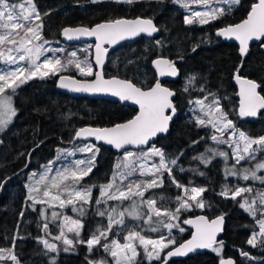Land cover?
Here are the masks:
<instances>
[{
  "label": "snow or ice",
  "instance_id": "1",
  "mask_svg": "<svg viewBox=\"0 0 264 264\" xmlns=\"http://www.w3.org/2000/svg\"><path fill=\"white\" fill-rule=\"evenodd\" d=\"M93 3L98 0H92ZM115 3H124L132 5L139 0H114ZM163 2V0H158ZM173 3L188 9L189 0H172ZM193 4H203L208 10L193 11L191 15L184 17L187 25L198 23L206 25L212 23L221 17L230 14L235 7L242 6V0H221L228 5L224 7H210L211 0H190ZM49 13L45 12L44 15ZM43 22L42 16L34 0H0V63L6 67L0 68V131L7 128L12 118L17 115L13 106V96L17 89L34 79H46L49 77H59L58 86L67 88L74 92L86 93H106L118 97L120 101H130L132 104L139 106L138 114L132 119L117 123L112 127H85L75 133L76 139H87L94 137L97 141H103L117 150L126 149L128 146L141 148L140 152L125 151L122 159L114 165V171L110 181L100 185V195L95 200L96 215L106 217L107 224L103 227H97L87 240L69 239L65 230L74 233L79 237L84 227L80 219H72L61 212L53 211L51 220L54 222L58 219L63 220L60 226V234L53 237L54 240H61L65 247L64 252H68L70 247L74 248L76 244H85L89 253L94 248L99 247L112 259V264H138V257L141 255L139 249H143L144 258L148 264L152 261H159L160 264H168L169 259L175 256H186L196 249H210L218 256H221L219 264H235L232 259L222 257L224 242L217 241V235L223 231L224 215L221 214L214 219L201 215L195 219H185L184 224L191 225L195 229L192 238L179 246L172 247L176 244L175 239L171 236L174 228L180 232L185 229L180 227L179 223L166 222L177 221L182 210L190 211L193 208L204 209L206 200L203 194L208 191L201 186L186 187L176 180L173 175V168L178 166L179 156L168 158L161 148L155 144L149 145L160 134H167L169 124L176 114V106L172 97L176 93L163 86L159 81L147 88L138 86L131 79L111 78L105 79L102 71L94 73L90 63L81 61L77 58L75 51L70 53L66 60L57 58L55 55L48 58L46 53H57L64 51L60 48H45L49 42L42 35ZM160 27L154 23L151 18L136 17L134 19L119 18L98 23L94 26L65 27L62 29V35L67 40L79 39L81 37H94L95 44V63L100 69L103 68L104 58L108 49L105 45H115L121 41L131 40L141 34L152 37L155 33L160 32ZM218 37L226 40H235L239 42V51L241 56H246L251 41L262 42L264 47V0H256L250 6L246 18L240 23L227 24L216 31ZM156 45H161V40H155ZM196 49L193 48V51ZM43 57V59H42ZM129 63H132L130 60ZM154 65L159 70L161 76H176L178 69L175 61L167 58H157ZM241 65L237 67L234 73V79L239 84V110L238 115L244 117H256L261 110H264V95L261 94V83L256 80L243 77L240 75ZM69 68H75L79 75L91 77L95 75L92 81H80L72 76L61 75L62 72ZM196 77L188 79V85H192ZM185 91H188L186 86ZM200 91H204L201 87ZM212 99L208 100V97ZM199 106L201 116L195 117V123L200 127H211L214 129L211 140L217 144H227L231 148V158L234 160L232 167L225 168V178L228 176H238L243 180H259L264 184V176L257 173L264 171V159L257 160L258 153H264V136L251 137L245 131L236 127L235 123L228 118V112L224 110L220 103V98L215 94L209 93L203 99L194 102ZM216 133H219L217 135ZM225 136L228 138L225 139ZM199 141H193L198 143ZM3 143V141H0ZM255 146V147H254ZM60 159L62 155H74V152L58 149ZM77 151L90 153L87 160L78 159L72 161L68 166H62L53 174L52 165L55 160L50 161L45 166V171L39 176L34 184H29L28 200L32 201L31 207L35 211V205H47L51 208L59 207L64 209L71 207L72 211L79 216H84L87 212L86 205L93 204L92 190L95 185L82 186V181L88 177L96 167V157L100 149L95 145H85L78 148ZM211 156L201 155L193 157L199 159L205 165L210 164L216 156L229 159V153L216 149H208ZM183 153H180L182 155ZM154 157H158V163L153 162L149 165ZM242 161H256L253 167H244L237 169ZM180 171H184L181 167ZM167 173L171 182L179 189L183 190V196H177V207L175 210L165 208L163 205L157 206V199L150 197L145 199V193L150 189L163 187V177ZM140 177H151V179L131 180L134 175ZM203 175L204 173H199ZM36 173L32 176L36 177ZM127 181V183H125ZM3 183H0V188ZM253 191L250 187L229 188L225 185L219 195L226 199L236 200L242 197V194ZM35 194V195H34ZM163 199V197H161ZM109 201H118L116 207L99 208L101 204L107 205ZM125 201L131 203L126 208L120 205ZM210 207V205H207ZM239 207L244 209L258 224L259 231L252 233L247 243L252 247L259 246L264 248V191L256 193L255 196L243 197ZM146 209L147 211H143ZM259 214V219L257 215ZM45 221L48 220L46 209L41 213ZM23 216V213H21ZM154 217L156 218L154 220ZM126 218L136 221H143L151 232H158L161 227L167 229L169 235H161L158 239H152L138 231L137 226L129 227L126 225ZM119 228L126 232L123 236V243L119 239L108 241L109 235L114 234L113 229ZM45 235H51L49 224L46 222L42 225ZM15 239H23L21 236L14 237L11 248H0V262L10 261L11 264H21L18 255L15 252ZM38 243L43 245L47 252L59 255L60 249L55 243H51L44 236L36 237ZM172 250L165 252V249ZM241 255L248 259H255L248 252L241 251ZM51 264H55V256L51 257ZM89 264H109L107 260H90Z\"/></svg>",
  "mask_w": 264,
  "mask_h": 264
},
{
  "label": "trees",
  "instance_id": "2",
  "mask_svg": "<svg viewBox=\"0 0 264 264\" xmlns=\"http://www.w3.org/2000/svg\"><path fill=\"white\" fill-rule=\"evenodd\" d=\"M39 9L43 30L42 35L53 46L64 45L69 49L74 46L66 45L61 38L65 27L94 26L108 20L136 17L151 18L160 27L159 36L155 39L142 37L138 40L125 43L114 50L109 56L105 68L107 78L119 77L131 79L138 86L147 88L158 80L153 62L159 57L175 61L180 70V77L175 82H165L175 91V106L179 112L167 136L157 139L155 146L163 149L166 157L179 156L178 166L173 168L176 180L186 187L201 186L208 189L203 194L206 200L204 209L193 208L191 212H180L178 220L180 227L185 229L183 235L176 238V247L187 240L191 231L183 223L185 219L204 214L210 219L221 214L225 217V230L221 240L224 242L222 257H231L236 264H264V248L252 247L247 243L252 233L258 232L256 221L239 207L243 197L255 196L264 191V187L255 186L242 181L229 184L224 176V161L220 156L212 159L205 165L193 157L212 153L209 148L219 151L231 148L218 145L211 140L214 130L210 127H200L195 123L199 114V106L194 102L203 99L209 93L220 98L224 110L228 112L236 127L245 131L251 137L264 136V112L256 121H248L238 115L239 101L234 84V73L243 61L240 75L261 83L260 92L264 95V53L260 45L254 44L247 56H241L235 44L224 43L216 37V31L227 24L240 23L246 18L250 6L256 0H242V6L236 7L230 14L218 19L214 23L187 25L184 17L187 15L178 4L172 0H139L138 3L128 5L115 2H96L92 0H34ZM49 13L44 15V13ZM155 40H161L156 45ZM193 48L196 50L193 51ZM86 53V52H85ZM84 55V54H83ZM92 57V56H91ZM132 63H129V61ZM78 77L75 70L63 73ZM195 76L192 85L188 79ZM59 77L34 79L22 87L15 96L14 104L17 116L12 125L0 134V248H11L14 237L15 252L21 264H50L51 257H57L55 264H89L90 260H107L112 264L108 253L96 247L89 253L85 244H76L64 252L65 245L61 240H54L56 235L49 229L51 235H45L44 224L39 210L33 211L31 201L28 200L27 183L33 171H39L55 157L59 147H71L75 133L83 127H110L132 119L137 111L121 103L103 99L72 97L57 90ZM79 78V77H78ZM188 91H185V87ZM204 91H200V88ZM212 96L208 97V103ZM217 134V133H216ZM218 135V134H217ZM228 137L225 136V139ZM193 141H199L193 143ZM83 143V142H81ZM80 144V143H78ZM100 149L97 165L93 172L84 179L99 186L110 181L114 165L122 154H116L111 149L98 146ZM141 151V150H139ZM180 153H183L180 155ZM158 162L159 158H155ZM184 171H180V168ZM204 173L200 175L199 173ZM227 185L231 188L250 187L252 193H244L236 200L226 199L219 195ZM145 195L166 200L168 209L175 210L177 196H183V190L177 188L169 179L167 173L163 177V187L150 189ZM163 197V199H161ZM93 201L88 208V215L82 217L84 227L79 237L71 234L70 239L87 240L105 221L96 216V205ZM207 205H210L208 207ZM23 213V216H21ZM259 214L257 219H259ZM166 222L168 221L167 218ZM109 235L108 241L123 238L116 233ZM44 236L60 249L59 255L47 252L36 237ZM171 248L165 250L170 251ZM241 251L248 252L255 259H248L241 255ZM221 256L210 249L202 255L188 257L170 264H218ZM140 264H146L143 261ZM154 264H160L159 261Z\"/></svg>",
  "mask_w": 264,
  "mask_h": 264
},
{
  "label": "rangeland",
  "instance_id": "3",
  "mask_svg": "<svg viewBox=\"0 0 264 264\" xmlns=\"http://www.w3.org/2000/svg\"><path fill=\"white\" fill-rule=\"evenodd\" d=\"M98 1H99V2H107V1L114 2V0H98ZM189 3H190V7H189L188 9H185V8L181 7V6L178 4V7H179L180 9H182L184 12H186L187 15H191V12H193V11H206V10H208V8H206L203 4H193V3L190 2V0H189ZM210 7H224L226 10L228 9V5L225 4V3H222L221 0H211ZM235 8H236V7H235ZM235 8H234V9H235ZM234 9H233V10H234ZM233 10H232V11H233ZM223 17H224V16H223ZM221 18H222V17H221ZM216 21H217V20L213 21L212 23H214V22H216ZM209 24H210V23H209ZM199 25H200V24H199ZM201 26H202V25H201ZM48 47H51V48H60V49H63V50H64V51H62V52H57V53H55V54H54V53H51V52L46 53V55H47L48 58H52V57L55 55L57 58H61L62 61H63V60H66L67 58L70 57V53H71V52L75 51V52L77 53V58H78L79 60H81V61H85V60H87V62L90 63V64L92 65V67H93V64H92V57H91V56H92V48H93V45L90 44V43H89V44H87V43H83V44L75 45L72 49H69L68 47H66V46H64V45L53 46V45L50 44V43H48V44L45 45V48H48ZM85 52H86V53H85ZM83 54H84V55H83ZM42 59H43V57H42ZM3 67H6V66L3 65L2 63H0V68H3ZM73 69L75 70V72H76V74H77V76H78L79 78H82V79H90V78H92V77L94 76V75L91 76V77H84V76H81V75H79L78 71H77L75 68H69L67 71L62 72L61 74L66 73V72L73 71ZM93 71H94V73H95V69H94V67H93ZM31 81H32V80H31ZM29 82H30V81H29ZM29 82H28V83H29ZM28 83L24 84L22 87H24V86L27 85ZM22 87H20L19 89H17V92H16L15 95L13 96V106H14V107H15V104H14L15 96H16V94L18 93V91H19ZM15 109H16V108H15ZM16 112H17V110H16ZM201 115H202V113L199 111V114H198L197 116H201ZM16 116H17V115H16ZM16 116L12 118V121H11V123L8 124L7 128H8L10 125L13 124V122H14ZM7 128H5L3 131H0V134H1L2 132H4ZM210 128H211V127H210ZM211 129H212V128H211ZM213 130H214V129H213ZM217 134L219 135V133H217ZM209 141L215 143V142L212 141V140H209ZM215 144H217V143H215ZM85 145H95V144H94V143H91V142H83V143H80V144H77V145H75V146H71V147H59L58 149H60V150L71 151V152H74L75 154H74V155H62V156L60 157V159H56L57 156H58V151H57L55 157L52 158L51 160H49V161H48V162L42 167L41 170H39V171H33V172L30 174V176H29V180H28V183H27V186H28L29 184H34L35 181H36L37 179H39V176H40L42 173H44V171H45V166L48 165L50 161L55 160V164L52 165V168H53V174H55V171H56V170L60 169L62 166H68V165H70V163H71L72 161H75V160H78V159H84V160H87L88 156L91 155L90 153H83V152H79V151H77L78 148L84 147ZM218 145H225L226 147H228L227 144H218ZM95 146L98 147L97 145H95ZM254 147H255V146H254ZM58 149H57V150H58ZM223 151H226V152L229 153V159H228L227 161H225L224 158H223V161H224V163H225V165H224L225 167H224V171H223V173H224V176H225V168H226V167H229V168L232 167V166L234 165L235 162H234V160L231 158V154H232V151H233V150H231V152H230V151H227V150H223ZM133 152H140V151H133ZM123 155H124V153H123ZM123 155H120L118 159H119V160L122 159ZM155 158H156V157H154L152 161H149V165H151V163H153V162H157V161L155 160ZM157 158H158V157H157ZM97 159H98V156L96 157V161H95L96 165H97ZM262 159H264V153H258V154H257V160H262ZM198 160H199V159H198ZM199 161H200V160H199ZM200 162H201V161H200ZM157 163H158V162H157ZM255 163H256V161H252L251 163H249L248 161H242L240 165H236V168H237V169H241V168H244V167H249V168H250V167H253ZM93 170H94V169H93ZM33 173H36V174H37L36 177H33V176H32ZM257 174L260 175V176H264V171L258 172ZM86 178H87V177H85L84 179H86ZM130 179H131V180H142V179H151V177H140V176L137 174V175H134V176L130 177ZM226 179H227V181H228L229 184L231 183V184H233V185H234L235 183H238V182L242 181V183H244V184L249 183V184H251V185H255V186H257V187H259V186L264 187V184H262L259 180L249 179V180L245 181V180H243L242 178H240V177H238V176H228ZM81 183H82V186H90V185H92L90 182H88V183L85 182V183H84V181H82ZM125 183H127V181H125ZM93 184L96 186V187H94L93 190H92L93 201H95V200L99 197V195H100V190H98V194H96L95 192H96V190H97V185H96L95 183H93ZM228 187H229V186H228ZM229 188H231V187H229ZM27 189H28V187H27ZM34 195H35V194H34ZM145 199H148V197H147L146 195H145ZM31 202H32V201H31ZM176 202H177V200H176ZM130 203H131L130 201H125L123 204L120 205V207H121L122 209H123V208H126V207H128V205H129ZM177 203H178V202H177ZM118 204H119L118 201H109L107 205L101 204V205L99 206V208H100L101 210H103L105 207H116ZM167 204H168V203H167L166 200H159V202H157V206H158V207H160L161 205H163V206L166 208V207H167ZM31 205H32V203H31ZM37 206L40 207L39 210H40L41 213H42V210H45V209H46V215L48 216V220L45 221V220L43 219V217H42V220H43L44 223L47 222V223L49 224L50 232H51V230H52V231L54 230L53 233L56 234V235H54V237L60 234V226L63 224V220H62V218H61V219H58V220H56V221L53 222V221L51 220V213H52L53 211L61 212V213H63V215H67V216L71 217L72 219H80V220L82 221V217H83V216L81 217V216H79L76 212L72 211V209H71L70 206H69V207H66V208H64V209H60L59 207L51 208V207H48L47 205L37 204V205H35V209H36V210L38 209ZM85 207H87V205H86ZM31 208H32V207H31ZM88 208H89V210H90L91 208H92V209H95L94 206L91 207L90 205L88 206ZM32 210H33V208H32ZM143 211H147V210H146V209H143ZM182 211L185 212V213H189V212H191V210H190V211L182 210ZM85 214H86V216L88 215V210H87V212H86ZM41 216H42V215H41ZM96 216H97V215H96ZM97 217H98V218H102V220L105 221V223H103L100 227L106 226V224H107V218H106V217H99V216H97ZM155 219H156V218L154 217V220H155ZM161 219H163V217H162ZM82 222H83V221H82ZM171 222H172V223H180L179 220H177V221H171ZM125 223H126V225L129 226V227L139 225V227H137V230H138V231H142V234H143V235H145L146 237H150V238H152V239H158V238L161 237V235H163V236H168V235H169L167 229H164V228H162V227H161V230L158 231V232H151V231H149V230H148V226H147L146 224H144L143 221H136V220H132L131 218H126ZM179 225H180V224H179ZM257 226H258V224H257ZM258 228H259V226H258ZM114 229H117V230H116V233H118V236H120V237L123 238V236L126 235V232H125V231H122V230L119 229V228H114ZM81 232H82V230H81ZM184 232H185V231H184ZM184 232H180L178 229L174 228V229L172 230L171 236L176 240V238H177L179 235H183ZM65 233H66V235H67V237H68L69 239L72 238V237H71V234H73V233L67 232L66 230H65ZM73 239L75 240V238H73ZM119 240H120V239H119ZM121 242H122V240H121ZM122 243H123V242H122ZM165 250H167V249H165ZM139 251H140L141 255L137 258V259H138V264H140L142 261H143L144 263L148 264V261L144 258L143 249L141 248V249H139ZM212 252H213V251H212ZM57 259H58V258L55 257V263H56ZM154 262H157V261H155V260L152 261V264H154ZM0 264H11V262H10V261H5V262H0ZM50 264H51V259H50Z\"/></svg>",
  "mask_w": 264,
  "mask_h": 264
},
{
  "label": "water",
  "instance_id": "4",
  "mask_svg": "<svg viewBox=\"0 0 264 264\" xmlns=\"http://www.w3.org/2000/svg\"><path fill=\"white\" fill-rule=\"evenodd\" d=\"M154 23H155V22H154ZM158 36H159V32H158V33H155L152 37H149V36H147V35L141 34L140 36L135 37L134 39L121 41L120 43L115 44V45H105L104 47L107 48L108 51H107V54H106V56H105V58H104L103 68L100 69L99 66H97L96 63H95V47H94V46H95V44L97 43V41L95 40L94 37H81V38H79V39L67 40V39L61 34L62 41H63L65 44H67V45L75 46V45H79V44H83V43H87V44L90 43V44L93 45V48H92V64H93V67H94V69H95V72H96V71H102V73H103L105 79L119 78V77H111V78H107V77L105 76V74H104V72H105V68H106L107 63H108L109 56L111 55V53H112L114 50H116L119 46H121V45H123V44H125V43H131V42H134V41H136V40H138L139 38H142V37H147V38H153V39H155V38H157ZM216 37H217L219 40H221L222 42H224V43L235 44V45L239 48V42H238V41H235L234 39H233V40H226V39H224V38H222V37H218L217 35H216ZM261 43H262V42L251 41V42L249 43V50H248L247 55L249 54L250 49H251V47H252L254 44H256V45H260V49H261V51L264 53V47H261ZM239 52H240V51H239ZM247 55H246V56H247ZM244 57H245V56H244ZM159 58H161V57H159ZM163 58H165V57H163ZM167 59H168V58H167ZM175 65H176V64H175ZM153 68H154V70L156 71L157 76H158V80H157V81H159V82H160L163 86H165V87H168V86L164 85L165 82H167V81H169V82H175V81L178 80L179 77H180V70H179V68L177 67V65H176V68L178 69V75H176V76H168V75L161 76V75L159 74V70L156 68V66L154 65V63H153ZM65 76H70V75H65ZM72 77H74L75 79L80 80V81H85V80H86V81H92V80L95 79V75H94L91 79H80V78H77V77H75V76H72ZM120 79H122V78H120ZM58 84H59V78H58V80H57V90H58L59 92L63 93V94H66V95H69V96H72V97H85V98H90V99H103V100L112 101V102H115V103H121V104L128 105V106L134 108V109L137 111V114H138L139 106H138V105H135V104H132L130 101H120V100L118 99V97H114V96H112V95H110V94H106V93H95V94H93V93H86V92H74V91H71V90H69V89H67V88H61V87L58 86ZM234 84H235L236 91H237V98H238V101H239V103H240V96H239V88H240V86H239V84L236 82V80H234ZM168 88H169V87H168ZM169 89H171V88H169ZM171 90H172V89H171ZM173 91H174V90H173ZM258 91H260V89H259ZM174 92H175V91H174ZM175 97H176V95L172 97L173 102H174ZM174 104H175V102H174ZM176 109H177V108H176ZM262 112H264V110H261V112L258 113V115H257L256 117H245V119L248 120V121H256V120L259 118V116L261 115ZM137 114H136V115H137ZM178 114H179V112H178V110H177L175 116L173 117L172 121H171L170 124H169V131H168V133H167V134H160V135H158L157 137H155L153 140H150V141H149V145L155 144L156 141H157V139H158L159 137L169 135V133H170V131H171L172 124H173V122L176 120ZM123 123H124V122H123ZM113 126H114V125H113ZM110 127H112V126H110ZM83 128H85V127H83ZM92 128H96V127H92ZM81 142H91V143H94V144L97 145V146H104V147H107V148L111 149V150H112L114 153H116V154H122V153H125V151H139V150H142L141 148H136V147H134V146H128L126 149H120V150H117V149H115L114 147H112L111 145L105 144L103 141H97L94 137H88L87 139H76V138H74L73 142H72L70 145H71V146H75L76 144L81 143ZM201 215H204V214H199V215H196V216L190 217V218H188V219H195L196 217L201 216ZM204 216H206V215H204ZM207 217H208V216H207ZM208 218H209V217H208ZM214 218H215V217H214ZM214 218H212V219H214ZM209 219H210V218H209ZM225 225H226V224H225V217H224V222H223V226H222V227H223V231L220 232V233L217 235V238H216L217 241H220V240H221V238H222V236H223V234H224ZM186 226L190 229V231H191V235H190V237H189L187 240H185L184 242H187L188 240H190V239L192 238V235L195 233V229H194L191 225L186 224ZM184 242H182V243H184ZM179 245H180V244H179ZM179 245H177V246H179ZM171 250H172V249H171ZM208 250H209V249H196L195 251L188 253L186 256H175V257H172L171 259H169L168 264H170L172 261H180V260H184V259H186V258H188V257H193V256H197V255H202V254H204V253H205L206 251H208ZM225 259H232V260H234V259L231 258V257H226ZM234 261H235V260H234ZM218 264H219V263H218ZM235 264H236V262H235Z\"/></svg>",
  "mask_w": 264,
  "mask_h": 264
},
{
  "label": "crops",
  "instance_id": "5",
  "mask_svg": "<svg viewBox=\"0 0 264 264\" xmlns=\"http://www.w3.org/2000/svg\"><path fill=\"white\" fill-rule=\"evenodd\" d=\"M99 2V1H98ZM107 2H110V1H107Z\"/></svg>",
  "mask_w": 264,
  "mask_h": 264
},
{
  "label": "flooded vegetation",
  "instance_id": "6",
  "mask_svg": "<svg viewBox=\"0 0 264 264\" xmlns=\"http://www.w3.org/2000/svg\"><path fill=\"white\" fill-rule=\"evenodd\" d=\"M221 241V240H220Z\"/></svg>",
  "mask_w": 264,
  "mask_h": 264
}]
</instances>
